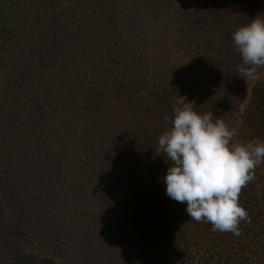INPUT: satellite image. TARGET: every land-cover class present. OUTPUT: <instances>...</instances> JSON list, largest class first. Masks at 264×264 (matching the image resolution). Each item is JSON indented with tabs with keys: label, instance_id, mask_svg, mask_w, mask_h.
I'll return each mask as SVG.
<instances>
[{
	"label": "trees",
	"instance_id": "1",
	"mask_svg": "<svg viewBox=\"0 0 264 264\" xmlns=\"http://www.w3.org/2000/svg\"><path fill=\"white\" fill-rule=\"evenodd\" d=\"M0 0V264H264V163L239 235L166 194L176 94L264 141V67L232 33L264 0Z\"/></svg>",
	"mask_w": 264,
	"mask_h": 264
},
{
	"label": "clouds",
	"instance_id": "2",
	"mask_svg": "<svg viewBox=\"0 0 264 264\" xmlns=\"http://www.w3.org/2000/svg\"><path fill=\"white\" fill-rule=\"evenodd\" d=\"M233 46L242 57L239 76L246 84L260 79L264 67V16L232 33ZM194 100L176 94L169 130L158 138L155 153L168 164L163 177L166 194L186 202V213L197 222L211 223L213 231L239 235L238 225L247 219L239 204L242 187L255 179L254 170L264 163V141L242 142L238 133L212 111L200 113Z\"/></svg>",
	"mask_w": 264,
	"mask_h": 264
},
{
	"label": "rangeland",
	"instance_id": "3",
	"mask_svg": "<svg viewBox=\"0 0 264 264\" xmlns=\"http://www.w3.org/2000/svg\"><path fill=\"white\" fill-rule=\"evenodd\" d=\"M184 3L202 16L207 17L209 14V9L205 4V0H188Z\"/></svg>",
	"mask_w": 264,
	"mask_h": 264
}]
</instances>
